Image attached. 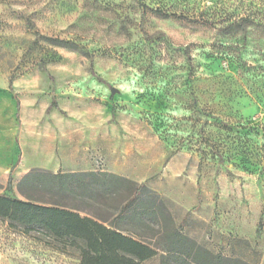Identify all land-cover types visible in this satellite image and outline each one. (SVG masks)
Returning a JSON list of instances; mask_svg holds the SVG:
<instances>
[{
	"label": "rangeland",
	"instance_id": "374dc122",
	"mask_svg": "<svg viewBox=\"0 0 264 264\" xmlns=\"http://www.w3.org/2000/svg\"><path fill=\"white\" fill-rule=\"evenodd\" d=\"M248 15L245 31L229 27ZM0 147L30 167L83 168L92 157L146 182L171 212L179 206L182 230L198 243L264 264V0H0ZM179 181H194L183 200ZM191 194L197 205L185 210ZM65 201L110 219L117 204L73 193ZM119 226L162 241L155 224ZM21 229L0 220V264H80L75 248L63 253Z\"/></svg>",
	"mask_w": 264,
	"mask_h": 264
},
{
	"label": "trees",
	"instance_id": "16d2710c",
	"mask_svg": "<svg viewBox=\"0 0 264 264\" xmlns=\"http://www.w3.org/2000/svg\"><path fill=\"white\" fill-rule=\"evenodd\" d=\"M145 6L160 17L183 16L160 6ZM251 22L254 20L248 15L233 21L229 27L245 31ZM35 34L61 46L79 47L75 42L41 35L39 31ZM19 106L17 100V114ZM224 126L230 130L240 129L225 123ZM41 188L51 195L61 196L60 199L37 198L34 192ZM5 190L6 193L0 194V220L7 222L10 229L22 228L21 233L26 236L34 230L40 232L48 238L47 244L63 253L69 247L75 248L80 264H141L156 256H159L157 264H250L215 253L186 234L165 200L146 182L132 181L108 171L75 175L32 170L18 182V190L24 198L15 194L12 175ZM72 193L77 200L87 198L95 206L102 199L116 201L112 218L83 214V209L68 205L65 199ZM120 221L134 226L155 224L162 236L161 243H152L137 231L125 232L119 226ZM263 231L264 209L257 225L258 238Z\"/></svg>",
	"mask_w": 264,
	"mask_h": 264
},
{
	"label": "crops",
	"instance_id": "0c3cea01",
	"mask_svg": "<svg viewBox=\"0 0 264 264\" xmlns=\"http://www.w3.org/2000/svg\"><path fill=\"white\" fill-rule=\"evenodd\" d=\"M11 153L9 152V149H4L3 147H0V181H9V176L12 175V180L13 181H21V179L30 171L32 170H46L52 173H71V174H78V173H89L92 171L98 172V171H104L103 169H100L98 166H96L94 164V161H92V157H90V161L85 163V167H74V165L72 166H62V165H54V166H47V165H41V166H35V167H30L29 165L25 164L24 161V157H22L23 160L20 159V156L16 158V162L12 163V157L10 155ZM40 160V159H39ZM25 164V165H24ZM109 172V171H108ZM113 173V172H112ZM116 174V173H115ZM119 175V174H117ZM122 176V175H120ZM124 177V176H123ZM86 181V180H85ZM143 182V181H142ZM194 182V181H193ZM192 181H179L180 186V190L179 193L180 195H182V199L179 197V199L177 200H183V186L184 184H188L190 187V190L192 191ZM141 183V182H139ZM178 184V185H179ZM3 194V193H0ZM163 198L166 202V204H168V200L166 199V197ZM186 201V209L188 210L189 208L197 205V199L195 197L192 196V194L187 197L185 199ZM169 208L172 209V206H170V204H168ZM179 206L175 205L173 206V208L175 209V211H172V214L175 218V221L177 224H180L184 217L185 214L183 212H180L178 209ZM203 246L209 248L210 250H212L213 252H215V249H213L212 247H210L209 245H205L203 244Z\"/></svg>",
	"mask_w": 264,
	"mask_h": 264
},
{
	"label": "water",
	"instance_id": "95a60500",
	"mask_svg": "<svg viewBox=\"0 0 264 264\" xmlns=\"http://www.w3.org/2000/svg\"><path fill=\"white\" fill-rule=\"evenodd\" d=\"M112 92H116V89L114 87L112 88Z\"/></svg>",
	"mask_w": 264,
	"mask_h": 264
}]
</instances>
